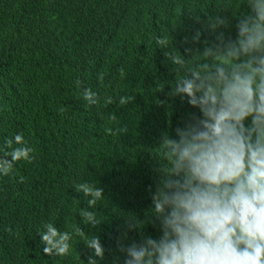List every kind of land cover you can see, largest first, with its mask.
I'll use <instances>...</instances> for the list:
<instances>
[{
  "label": "trees",
  "instance_id": "1",
  "mask_svg": "<svg viewBox=\"0 0 264 264\" xmlns=\"http://www.w3.org/2000/svg\"><path fill=\"white\" fill-rule=\"evenodd\" d=\"M250 14L249 0H0V159L21 146L34 157L0 174V264H91L77 227L100 237L97 264H124L118 241L158 239L151 195L170 167L160 137L178 139L175 128L200 115L169 93L189 70L220 63L203 57L205 47L236 40ZM214 17L226 23L213 29ZM86 88L97 94L94 105ZM121 96L134 99L121 106ZM81 183L104 190L92 209L76 191ZM81 210L100 223L85 224ZM49 223L73 234L68 255L43 253L39 234Z\"/></svg>",
  "mask_w": 264,
  "mask_h": 264
},
{
  "label": "clouds",
  "instance_id": "2",
  "mask_svg": "<svg viewBox=\"0 0 264 264\" xmlns=\"http://www.w3.org/2000/svg\"><path fill=\"white\" fill-rule=\"evenodd\" d=\"M249 7L251 14L236 25V40L224 43L221 36V43L205 47L203 57H219L221 62L189 70L169 93L186 98L200 115L190 114L183 127L175 128L178 139L160 137L170 167L151 199L162 235L143 237L127 247L118 241L119 250L126 252L124 264H264V0H249ZM225 23V18L214 17L209 26ZM198 38L199 33L194 39ZM168 56L184 67L180 56ZM83 95L90 106L96 103L97 94L90 88ZM133 99L121 96L119 104ZM112 102L109 97L107 103ZM117 131L126 133L127 127ZM106 132L113 134L110 128ZM14 141L25 145L21 134ZM12 143L13 139L6 141L9 147ZM32 152L27 146L13 148L6 154L11 159H0V174L8 175L17 161L30 163ZM23 180L20 177L25 185ZM76 191L90 197L89 209L104 192L87 183L77 185ZM22 207L27 210L29 202ZM79 215L85 224L100 223L95 211L81 210ZM44 228L39 234L43 253L68 255L73 234L50 223ZM76 233L92 250L91 264H97L94 257L104 258L98 235L88 239L80 227Z\"/></svg>",
  "mask_w": 264,
  "mask_h": 264
}]
</instances>
